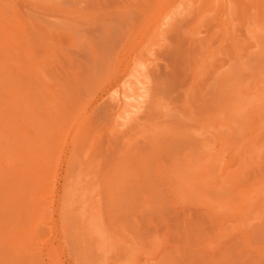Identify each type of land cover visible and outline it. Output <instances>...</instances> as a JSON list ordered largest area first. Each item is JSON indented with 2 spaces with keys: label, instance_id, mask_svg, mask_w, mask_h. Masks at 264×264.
I'll return each mask as SVG.
<instances>
[{
  "label": "rangeland",
  "instance_id": "obj_1",
  "mask_svg": "<svg viewBox=\"0 0 264 264\" xmlns=\"http://www.w3.org/2000/svg\"><path fill=\"white\" fill-rule=\"evenodd\" d=\"M181 1L0 0L1 264H264V0H229L222 20L220 1L186 0L140 118L112 124Z\"/></svg>",
  "mask_w": 264,
  "mask_h": 264
},
{
  "label": "bare ground",
  "instance_id": "obj_2",
  "mask_svg": "<svg viewBox=\"0 0 264 264\" xmlns=\"http://www.w3.org/2000/svg\"><path fill=\"white\" fill-rule=\"evenodd\" d=\"M165 1V0H164ZM192 1H194V0H190V2H192ZM197 1V0H196ZM221 2V4H222V12H220L219 13V18H218V20H222L223 18H224V16L227 14V11H228V9H229V5H228V1L229 0H205V4L207 5H209L208 7H207V11H205L206 13L207 12H211L212 13V11L214 12L216 9H217V7H216V5H218L219 3H217V2ZM190 2L188 1H186V0H183V1H181L180 3H178L177 5H172V7L170 8V7H167V8H162V9H164V10H160L159 11V13H158V15H156V18L154 19L155 20V23H154V27H153V40L152 39H150L151 41V43H149L150 45L148 46V49H147V56H143L142 57V59L144 58L145 60L144 61H142L141 62V60H140V62H137V63H135V65L132 67V69H131V74L130 75H132L133 76V79H132V76H131V78H129V79H132L131 81H130V83H129V81L127 82L126 81V83H127V85H126V83L124 84L125 86H122V87H118V89H116V91H115V93H113V96H111L112 95V92H111V94H110V96L112 97V98H110V100H114V101H112L113 103H115V105H113L114 107H113V109L115 108V111H114V120H113V127H115L114 129H118V130H120L119 129V127H122V126H124V125H126L127 124V122L129 123V121H133V120H137L138 118H140L139 117V115H140V113L142 112V110L144 109V107H145V104H146V99H147V96H148V94H149V83H150V76H151V73H150V71H152V70H150L149 69V65H156L155 64V62L157 61L156 59L157 58H153L152 56H155L156 55V53L157 52H155L156 51V47H159V46H161L162 44H164L165 43V40H166V38H167V34L169 33V31L171 30V29H173V28H175V27H183V23L184 24H186L187 23V21L185 22L184 20H183V18L185 17V15H187L186 14V12H187V9H189V11L192 9H190V7H194V5L195 4H197V2H195V4H193V6H191L192 5V3L190 4ZM260 2V1H259ZM206 5H204V6H206ZM189 6V7H188ZM200 6H203V4L202 5H200ZM161 9V8H160ZM205 9V8H204ZM202 12V11H201ZM190 14H191V11L189 12ZM205 13V15H208V14H206ZM217 13V12H216ZM156 14V13H155ZM225 14V15H224ZM204 15V16H205ZM186 19H187V17H185ZM217 18V17H216ZM183 21H182V20ZM209 19H210V17H209ZM217 20V19H216ZM224 21V20H223ZM217 22V21H216ZM225 23V22H224ZM201 29V28H200ZM195 30L194 31V37H192V39L191 40H195V41H201L203 38L201 37V38H199L200 36H198L199 34H201V33H203V31H201V30ZM14 31V30H13ZM2 32H3V30H2ZM16 33V32H15ZM19 33V32H18ZM6 34V33H5ZM198 36V37H197ZM5 38H7V35L6 36H4ZM197 37V38H196ZM4 38V39H5ZM5 40H8V39H5ZM10 40V39H9ZM27 40V39H26ZM164 42V43H163ZM31 44V43H30ZM4 49V48H3ZM8 53V52H7ZM5 53L3 52V56H1L0 58L2 59L3 58V60H4V63H2L1 65H2V67H3V64H5V63H7V65L6 66H8L9 65V59L8 58H11V57H8V58H5V57H7V55L5 56L4 55ZM56 55V54H55ZM158 55V54H157ZM156 55V56H157ZM10 56V55H9ZM57 57V56H56ZM219 58V57H218ZM0 59V60H1ZM12 59V58H11ZM207 59V58H206ZM219 59H222V57L221 58H219ZM219 59H218V61H219ZM5 60H7V62H5ZM54 60V59H53ZM53 60H51V61H53ZM224 60V59H223ZM25 61V60H24ZM227 61V60H226ZM225 61V62H226ZM11 63V62H10ZM158 64V63H157ZM6 66H4V68H5V70H7V68H6ZM10 66V65H9ZM8 66V67H9ZM13 66V65H12ZM19 67V66H18ZM44 67V66H43ZM30 68V67H29ZM2 69V68H1ZM9 69V68H8ZM32 70H33V68H32ZM36 70H37V68H36ZM42 70V69H41ZM29 71H31V69L29 70ZM37 72V71H36ZM17 73H18V71H17ZM23 73V72H22ZM30 74V73H29ZM11 75V74H10ZM9 75V76H10ZM12 75H13V73H12ZM26 75V74H25ZM8 77V76H7ZM32 77V76H31ZM129 77V76H128ZM4 78V77H3ZM3 78H1V79H3ZM23 78V77H22ZM11 79V78H10ZM126 79H127V77H126ZM13 80V79H12ZM15 80V79H14ZM17 80V79H16ZM19 80V79H18ZM128 80V79H127ZM2 81V80H1ZM4 81V80H3ZM2 81V82H3ZM30 81V80H29ZM28 81V82H29ZM6 82V84H8L7 83V81H5ZM5 82L3 83V85H6L5 84ZM22 83V82H21ZM24 83H25V81H24ZM14 84V83H13ZM9 86H11V84L9 83L8 84ZM2 86V85H1ZM8 86V87H9ZM19 87V86H18ZM7 88V87H6ZM115 90V89H114ZM5 92V91H4ZM18 92V91H17ZM20 92V91H19ZM22 92H23V89H22ZM6 93H8V92H6ZM110 93V92H109ZM4 94V93H3ZM2 94V95H3ZM11 94V93H10ZM2 95H1V98L0 99H6V97L3 95V97H2ZM41 95V94H40ZM10 96V95H9ZM9 96L7 97V98H9ZM13 97V96H12ZM37 97V96H36ZM38 97H40V96H38ZM14 98V97H13ZM34 98H35V96H34ZM43 98V97H42ZM18 99H19V96H18ZM17 99V103H18V100ZM46 99V98H45ZM44 99V100H45ZM16 100V99H15ZM21 100H23V99H21ZM42 100V99H41ZM4 101V100H3ZM9 101V100H8ZM37 101V100H36ZM38 101H40V99L38 100ZM57 101V100H56ZM5 102V101H4ZM45 102V101H44ZM8 103V102H7ZM11 103H14V102H11ZM16 103V104H17ZM19 103H20V101H19ZM16 104L15 105H13L14 107H17L16 106ZM20 104H22V105H24V103H22V101H21V103ZM45 104H43V106H44ZM47 105H49L48 103H47ZM46 105V106H47ZM2 106V105H1ZM11 104H10V107H9V109H11V107H13ZM26 106V105H25ZM54 106H55V104H54ZM20 107V106H19ZM41 107H42V105H41ZM50 107H51V105H50ZM52 107H53V105H52ZM6 108H8V106L6 107ZM6 108H4L3 107V109H6ZM2 109V110H3ZM12 110V109H11ZM6 111V110H5ZM7 111H8V109H7ZM0 112H1V107H0ZM3 112H4V110H3ZM2 113V112H1ZM10 113V112H9ZM9 113H7L8 114V116H9ZM29 114V113H28ZM15 115V114H14ZM25 115V114H24ZM45 115H46V113H45ZM26 116H28V115H26ZM32 116V115H31ZM60 116V115H59ZM4 117V116H3ZM7 118V117H6ZM27 118H29V117H27ZM26 118V119H27ZM56 118V117H55ZM1 119V118H0ZM5 120V119H4ZM3 120V122H5ZM7 120V119H6ZM30 120V119H29ZM2 122V123H3ZM8 122V121H7ZM14 122V121H13ZM53 122V121H52ZM23 124V123H22ZM29 124V123H28ZM55 126V125H54ZM52 127V126H51ZM113 127H112V129H113ZM16 128H18L17 126H16ZM8 130V129H7ZM15 130H17V129H15ZM35 131V130H34ZM39 131V130H38ZM16 132V131H15ZM33 132V131H32ZM9 133H10V131H9ZM13 132H11V134H12ZM57 133V132H56ZM14 134V133H13ZM27 134V133H26ZM5 135V134H4ZM42 135V134H41ZM2 136H3V134H2ZM12 136L13 135H11V136H9L10 138H12ZM17 136H19V135H16L15 134V138L17 137ZM5 136H3L2 138H4ZM7 137H8V135H7ZM13 137V138H14ZM20 138V137H19ZM46 139V138H45ZM5 140H6V138H5ZM4 140V141H5ZM8 140V139H7ZM6 140V141H7ZM22 140V139H21ZM2 141H3V139H2ZM15 142H16V139L14 140ZM17 142H19V141H17ZM49 142V141H48ZM46 146V145H45ZM36 148V147H35ZM253 154V153H252ZM256 154V153H255ZM16 155V154H15ZM32 155V154H31ZM3 156V155H2ZM7 158H8V156H7ZM7 160V159H6ZM17 160V159H16ZM43 160H44V158H43ZM42 160V161H43ZM212 160V159H211ZM214 160V159H213ZM21 161V160H20ZM34 161V160H33ZM216 161V160H215ZM10 162H13L14 163V161H11V160H9V163ZM16 162V161H15ZM7 163H8V160H7ZM6 163V164H7ZM8 163V164H9ZM12 163V164H13ZM17 163H19V162H17ZM35 163V162H34ZM211 163V162H210ZM11 163H10V166L12 165ZM21 164H23V163H21ZM24 164H26V163H24ZM212 164H214V163H212ZM14 165V164H13ZM18 165V164H17ZM29 165V164H28ZM216 165H218V163H216ZM20 166V165H19ZM35 166H36V164H35ZM39 166V165H38ZM214 166V165H213ZM41 167V166H40ZM210 168H211V166H210ZM217 168V167H216ZM208 169H209V167H208ZM211 169H213V168H211ZM9 170H10V168H9ZM9 170H7V172L9 171ZM44 170V169H43ZM4 171V170H3ZM31 171H32V169H31ZM208 171V170H207ZM214 171V170H213ZM178 172V171H177ZM176 172V173H177ZM211 172V171H210ZM210 172H209V174H210ZM2 173V172H1ZM179 173V172H178ZM232 173V172H231ZM207 174H208V172H207ZM208 174V175H209ZM32 175H33V171H32ZM176 175H179V174H176ZM213 175V174H212ZM227 175H229V174H227ZM233 175V174H232ZM8 176V175H7ZM230 176V175H229ZM23 177V176H22ZM23 178H25L26 179V176H24ZM221 178V177H220ZM28 179H30L29 178V176H28ZM182 179V178H181ZM213 179V178H212ZM40 180V179H39ZM206 180H208V178H206ZM179 181V180H178ZM192 181V180H191ZM220 181H222V179L220 180ZM232 181V180H231ZM70 181H68V183H69ZM73 181H71V183H72ZM180 183V182H179ZM199 183V182H198ZM222 183H224V181L222 182ZM70 184V183H69ZM188 184V183H187ZM71 185V184H70ZM70 185H69V189H70ZM184 185H185V183H184ZM196 185V184H195ZM198 185V184H197ZM204 185V184H203ZM76 186V185H75ZM223 186V185H222ZM5 187V186H4ZM74 187V185L72 186V188ZM84 187V186H83ZM186 187H187V185H186ZM195 187V186H194ZM216 187V186H215ZM214 187V188H215ZM78 188V187H77ZM81 188V187H80ZM216 188H218V187H216ZM66 189H68V188H66ZM69 189L66 191V194H67V192H69ZM181 189V188H180ZM195 189V188H194ZM205 189H206V186H205ZM219 189V188H218ZM72 190H74L75 191V189H71V191ZM77 190V189H76ZM79 190V189H78ZM82 190V189H81ZM80 191V190H79ZM85 191H86V189H85ZM197 191V190H196ZM199 191V190H198ZM77 192V191H76ZM180 192V191H179ZM70 193V192H69ZM68 193V194H69ZM81 193V192H80ZM83 193V195H84V192H82ZM183 193H185L184 191L182 192V194ZM78 194V193H77ZM75 195V194H74ZM10 196V195H9ZM12 196V195H11ZM79 196V195H78ZM81 196V195H80ZM79 196V197H80ZM209 196V195H208ZM207 196V197H208ZM1 197V196H0ZM72 197H73V195H72ZM87 197V196H86ZM189 197V196H188ZM75 198V197H74ZM202 198V197H201ZM206 198V197H205ZM209 198H210V196H209ZM32 199V198H31ZM80 199V198H79ZM84 199V198H83ZM189 199V198H188ZM210 199H212V198H210ZM72 200V199H71ZM71 200H69V203H70V201ZM77 200H78V198H77ZM198 200H199V198H198ZM10 201V200H9ZM84 201V200H83ZM213 201H214V199H213ZM216 201V200H215ZM77 202H79V201H77ZM85 202V201H84ZM212 202V201H211ZM80 203H82V201L80 202ZM85 203H87V202H85ZM83 204V203H82ZM201 204V203H200ZM225 204V203H224ZM7 205V204H6ZM87 205V204H86ZM90 205V204H89ZM21 206V205H20ZM78 206V205H77ZM90 206H92V205H90ZM207 206V205H206ZM11 207V206H10ZM25 207V206H24ZM85 207V206H84ZM87 207V206H86ZM226 207V206H225ZM77 209V208H76ZM88 209V211H89V208H87ZM93 209V208H92ZM7 210V209H6ZM33 210V209H32ZM82 211V210H81ZM93 211V210H92ZM224 212V211H223ZM233 212V211H232ZM11 214V213H10ZM92 214H93V212H92ZM90 212L89 213H87V212H85L84 211V215L86 216H84L85 217V222L87 223H89L92 227H93V231H95V232H97V233H99L100 235H101V237L103 238L102 240H104L105 242L106 241H108V238H109V236L110 235H107L106 234V232H107V230H105L104 228H103V226H102V224H101V222H100V225L98 224V218L96 217V215L95 216H93ZM22 217H24V215L22 216ZM83 216H80V218H82ZM96 217V218H95ZM79 220H81V219H79ZM84 220V219H83ZM83 220H81L80 222H83L84 224V227L88 224H86ZM3 223H4V221H3ZM1 224V223H0ZM5 225V224H4ZM90 225H87V226H90ZM90 226V227H91ZM1 227V226H0ZM5 227V226H4ZM24 227V226H23ZM87 229H88V227H87ZM92 229V228H91ZM90 228H89V230H91ZM2 230V229H1ZM85 231V230H84ZM83 232V231H82ZM92 232V231H91ZM95 232H94V234H95ZM87 233H88V231H87ZM85 234V233H84ZM3 235V234H2ZM88 235H90V233L88 234ZM98 235V234H97ZM99 235V236H100ZM1 237V236H0ZM111 237V236H110ZM4 240V239H3ZM28 240V239H27ZM29 241V240H28ZM31 241V240H30ZM111 241H112V239H111ZM102 242V241H101ZM32 244V243H31ZM30 244V245H31ZM105 244V243H104ZM103 244V245H104ZM110 244V243H109ZM112 244H114V243H112ZM25 245H26V243H25ZM24 245V246H25ZM111 245V244H110ZM5 246V245H4ZM3 246V247H4ZM105 246V245H104ZM113 246V245H112ZM26 247L27 248H29L28 247V245H26ZM112 248V247H111ZM114 248V247H113ZM25 249V248H24ZM112 250V249H111ZM1 251V250H0ZM113 252V251H112ZM1 264V263H0Z\"/></svg>",
  "mask_w": 264,
  "mask_h": 264
}]
</instances>
